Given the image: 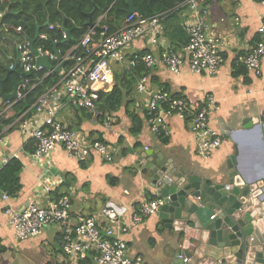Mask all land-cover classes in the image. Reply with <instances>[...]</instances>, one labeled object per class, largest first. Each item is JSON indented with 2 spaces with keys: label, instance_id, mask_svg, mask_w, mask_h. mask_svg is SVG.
<instances>
[{
  "label": "crops",
  "instance_id": "crops-1",
  "mask_svg": "<svg viewBox=\"0 0 264 264\" xmlns=\"http://www.w3.org/2000/svg\"><path fill=\"white\" fill-rule=\"evenodd\" d=\"M147 1L149 6L152 0ZM200 5L208 12L207 33L223 41L217 73L209 78L183 67L174 75L157 63L143 77L147 78L149 93L165 91L191 103L212 94L218 109L211 114L210 127L220 134V146L207 157L200 156L189 123L178 118L167 120L166 134L162 133L164 139L151 132L146 119V95L137 91L140 79L132 90L121 81L123 103L103 125L93 119L80 120L83 116L78 118L71 110L72 105L64 107L56 117L61 124L78 131L87 144L100 141L109 146L111 162L91 153L84 163H79L69 158L58 145L48 162L39 163L32 158L33 153L24 151L29 140L19 127L5 132L1 136L4 145L0 147V168L15 158L22 164V171L20 191L16 196L3 200L6 194L0 192V247L3 248L0 264H68L59 247L60 232L56 227L45 228L39 235L22 241L5 214V210L17 211L32 202L46 206L60 197L70 200L73 221L98 216L104 208H114L119 220L130 226L123 240L131 259L141 264H172L182 245L181 239L173 228L162 223L158 213L131 225V207H140L160 197L149 187L140 174L141 167L136 165L138 156L145 150L157 153L174 166H181L202 179L225 180L236 171L244 179L264 182V57L260 62V77L248 73L244 67L246 55L259 40L258 30L264 26V4L261 0H203ZM124 9L126 3L122 12ZM95 12L96 8L90 13H93L94 30L99 33L109 10L97 17ZM192 20L190 9L171 13L160 23L157 36L143 35L129 44L123 51V61L111 64V84L97 86L102 89L100 92L108 93L113 89L115 74L129 70L134 55L142 57L150 53L159 59L165 50L183 55L188 41L184 26ZM90 30L88 28V32ZM67 65L68 62H64L62 68L66 69ZM61 101L64 103L63 99ZM132 116L142 121V131L136 135L131 133ZM37 125H40L39 119ZM224 128L230 129L227 139ZM232 158L236 160L233 169L229 165ZM85 261L90 262V258L86 256Z\"/></svg>",
  "mask_w": 264,
  "mask_h": 264
},
{
  "label": "built area",
  "instance_id": "built-area-1",
  "mask_svg": "<svg viewBox=\"0 0 264 264\" xmlns=\"http://www.w3.org/2000/svg\"><path fill=\"white\" fill-rule=\"evenodd\" d=\"M202 1L183 0L174 8L147 18L132 13L125 17L114 31H110L108 26H101L99 33L92 29L69 50L68 55L65 54L64 59L60 57L61 61L55 54L44 52L42 47L32 49L27 40L16 44L18 57L11 62L9 69L18 66L23 78L17 87L16 98L1 103L4 109L0 114L25 96L23 92L30 82V75L46 70L36 63L38 57L45 56L50 63L56 62L53 67H61L57 73V83L37 98L33 105L34 114L19 124L24 136L35 141L36 147L32 154L34 161L48 162L50 154L58 145L63 147L69 158L79 163H84L91 153H96L106 162L112 161L109 146L100 141L87 144L81 139L78 131L61 124L56 117L58 112L68 105L94 111L95 102L102 90L97 86L107 87L112 82L111 64L121 63L126 47L143 35L157 36L160 23L171 13L183 9H190L193 13V20L184 26L188 41L183 47V55L171 50H165L159 59L150 53L142 57L134 55L130 65L133 66L134 60L140 59L147 69L160 63L174 75L179 74L183 67H187L191 73L213 77L222 61L220 51L223 41L207 33L208 12L200 8ZM261 3L264 4V0H261ZM58 27L48 26V29L54 30ZM16 31L21 30L18 28ZM258 34L260 41L244 59L247 72L255 77L262 74L260 62L264 57V26L259 28ZM66 37L63 33L62 38ZM38 38L45 41L46 35L39 34ZM77 50H82L83 53L76 54ZM64 62L71 63L70 67L63 69ZM50 73L54 72L47 70L44 76ZM146 85L147 78H140L137 91L146 95V115L151 132L166 134L167 120L178 118L189 123L200 156L207 157L220 146V134L210 127L211 114L218 109L217 100L212 94L191 103L183 97L173 96L165 91L149 93ZM33 86L35 85H31L29 89ZM62 99L64 103H61ZM37 119L40 120V125H37ZM3 145L4 140L0 136V147ZM7 199L9 197L4 195L3 200ZM163 204V199L159 197L140 207H131V225H137L144 218L158 213ZM5 211L9 225L22 241L39 235L45 228L56 227L60 232L59 247L68 264H141L126 253L123 236L130 226L119 220L114 208H104L98 216L77 218L73 221L70 200L60 197L46 206L32 202L17 211ZM86 256L90 258V262L85 261ZM183 262L186 263L187 259H183Z\"/></svg>",
  "mask_w": 264,
  "mask_h": 264
},
{
  "label": "water",
  "instance_id": "water-1",
  "mask_svg": "<svg viewBox=\"0 0 264 264\" xmlns=\"http://www.w3.org/2000/svg\"><path fill=\"white\" fill-rule=\"evenodd\" d=\"M125 3L126 17L140 14L133 0ZM86 16V26L95 29L93 13ZM38 37L39 30L30 41L32 49ZM36 63L54 73L61 69L60 65L53 67L45 56L38 57ZM18 85L9 95L1 88V101L16 98ZM223 133L227 139L230 129L224 128ZM235 164L232 158V169ZM136 165L164 201L159 219L181 239L172 264H264V182L244 179L236 171L225 180L202 179L148 150L138 156Z\"/></svg>",
  "mask_w": 264,
  "mask_h": 264
},
{
  "label": "trees",
  "instance_id": "trees-1",
  "mask_svg": "<svg viewBox=\"0 0 264 264\" xmlns=\"http://www.w3.org/2000/svg\"><path fill=\"white\" fill-rule=\"evenodd\" d=\"M181 1L183 0H152L148 6L147 0H133V4L140 11V16L147 18L174 8ZM124 7V0H0V90L3 88L4 94H11L14 86L19 84L23 78L22 71L18 66L15 65L12 70L9 69L11 61L15 60L16 44L25 40L29 42L34 40L36 31L39 30L40 35H46V40L36 39L34 47H42L44 52L63 58L88 33V28L85 26L88 19L85 14L96 8L95 15L97 17L99 13L109 10L107 19L101 26H108L110 31H114L125 18V9L122 12ZM48 26L59 27L49 30ZM18 28H20V32L16 31ZM63 33L67 35L66 39L62 38ZM260 39L259 36L258 41ZM77 53L82 54L83 51L77 50ZM55 64L56 62H51L52 66ZM70 65L71 63H68L66 68H69ZM147 70L140 59L134 60V65L130 66L129 70H125L122 74H115V85L110 92L99 93L94 111L72 106V112L78 115V118L82 115L83 118L80 119L82 121L93 119L103 125L106 118L117 113L123 103L124 94L120 87L121 81L124 80L125 85L129 86L128 89L132 90L136 82L147 74ZM46 71L47 69L30 75L28 77L30 82L23 92L25 96L0 114V136L12 129H17L22 120L30 118L34 114L33 105L37 98L57 83L58 74L50 73L44 76ZM31 85L35 86L29 89ZM1 103L0 99V111L2 112L4 107ZM132 120L131 133L136 135L142 131V121L137 116H132ZM9 126L12 127L6 131ZM159 135L161 139H164L162 134ZM35 147V141L29 140L24 151L32 154ZM21 171L22 164L15 158L10 159L2 166L0 168V192L5 193L8 197L16 196L20 191L19 176ZM2 252L3 248L0 247V254Z\"/></svg>",
  "mask_w": 264,
  "mask_h": 264
},
{
  "label": "rangeland",
  "instance_id": "rangeland-1",
  "mask_svg": "<svg viewBox=\"0 0 264 264\" xmlns=\"http://www.w3.org/2000/svg\"><path fill=\"white\" fill-rule=\"evenodd\" d=\"M113 75V74H112ZM113 79V78H112Z\"/></svg>",
  "mask_w": 264,
  "mask_h": 264
},
{
  "label": "clouds",
  "instance_id": "clouds-1",
  "mask_svg": "<svg viewBox=\"0 0 264 264\" xmlns=\"http://www.w3.org/2000/svg\"><path fill=\"white\" fill-rule=\"evenodd\" d=\"M45 68V67H44Z\"/></svg>",
  "mask_w": 264,
  "mask_h": 264
}]
</instances>
